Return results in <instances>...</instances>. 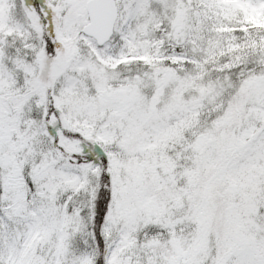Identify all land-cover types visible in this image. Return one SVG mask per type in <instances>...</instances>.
<instances>
[{
	"label": "snow or ice",
	"instance_id": "obj_1",
	"mask_svg": "<svg viewBox=\"0 0 264 264\" xmlns=\"http://www.w3.org/2000/svg\"><path fill=\"white\" fill-rule=\"evenodd\" d=\"M0 264H264V0H0Z\"/></svg>",
	"mask_w": 264,
	"mask_h": 264
}]
</instances>
